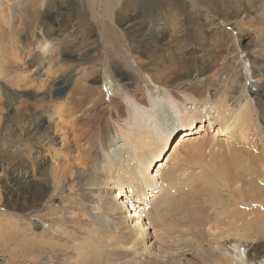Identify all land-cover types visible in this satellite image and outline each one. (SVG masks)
I'll use <instances>...</instances> for the list:
<instances>
[{
  "label": "rangeland",
  "instance_id": "rangeland-1",
  "mask_svg": "<svg viewBox=\"0 0 264 264\" xmlns=\"http://www.w3.org/2000/svg\"><path fill=\"white\" fill-rule=\"evenodd\" d=\"M101 1L0 0V38L8 34L0 40V264H264L262 229L234 230L239 241L228 227L215 228V198L204 210L194 206L207 225L187 210L194 192L187 178L201 174L205 159L186 142L173 154L177 139L207 136L195 118L206 113L185 108L197 80L234 107L252 103L264 130V0H110V11ZM195 69L203 70L198 78ZM184 119L195 126L187 136L175 132ZM211 126V142L228 141ZM149 131L169 137L161 160H172L164 175L154 162L145 188L153 196L132 201L124 192V209L113 212L93 181L121 180L144 164L139 155L157 147L142 145ZM253 143L264 155V136ZM168 171L175 179L164 177ZM208 190L232 197L219 184ZM163 196L178 201L161 222L153 209Z\"/></svg>",
  "mask_w": 264,
  "mask_h": 264
},
{
  "label": "bare ground",
  "instance_id": "bare-ground-1",
  "mask_svg": "<svg viewBox=\"0 0 264 264\" xmlns=\"http://www.w3.org/2000/svg\"><path fill=\"white\" fill-rule=\"evenodd\" d=\"M85 1H87V0H85ZM109 1L110 0H102L101 1V2H103V7H104L105 11H110L108 8L110 5ZM193 1H196V0H193ZM200 1H202V2L204 1L206 3L214 2V0H200ZM228 1H230V0H227V3H228ZM80 3H82V2H80ZM224 3H225V1H224ZM139 5H140V3H139ZM21 6L22 5H20V7ZM33 10H35V9H33ZM16 11L17 10L13 9V13H15ZM35 12H36V10L31 11L29 16H27L29 19L28 23L33 22L32 17H35V16H33V15H35ZM194 13H196V12H194ZM37 17H39V16H37ZM4 18H5L4 17V11H2V9H0V19H2V21H3ZM142 19H143V17H142ZM184 21L193 23V21H195V20H194V18L189 16ZM3 24L5 25V22H3ZM136 29L138 31H140L138 28H136ZM108 31H110V30H108ZM140 34L141 35L145 34L147 36L146 40L149 42V45L154 43V37L155 36L152 37V35L147 34V32L143 31V30L140 32ZM3 37L4 38L8 37V34L5 33L0 38V40H2ZM129 40H130V38H129ZM15 44H16V42H15ZM129 47H130V45H129ZM131 49H133V51L136 50L135 47L134 48L131 47ZM131 49H130V51H131ZM120 51H122V50H120ZM201 71H203V70L202 69L201 70H199V69L194 70L195 78L196 77L198 78L201 76V74H202ZM203 80H205V79H203ZM198 81L199 80H197L194 85L190 86L192 91L194 90L193 91L194 95L191 97V99L188 100V101H191V105L188 104V106H186V104H185L186 99H187L186 97H183V98L180 96L175 97L177 100H180L181 105L186 106L185 108L193 109V110L197 109L198 114L206 113L203 117H195V118H198V120L200 121V125H199L200 128L198 129L197 132H202V130H205L207 136L205 135V137H201V139L199 138L198 141L195 143H187L189 140H193L191 138H188V139L186 138L187 141L184 140L185 137L179 138V139H177V142H175L176 144H175V147L173 150V154H175V152L180 147H182L184 145V142H186V144H189L191 155L193 153L196 154V152H201L200 157L202 158V156H203L205 159V162L203 165H201V163H200L201 170H202L201 174H197L194 176L190 175L187 178V180L191 181V186H193V190H194V192H192L190 194L188 193V195H189L188 200L190 201V204H189V209H187V210H192V209L194 210L195 209L196 212L201 213V211L197 210L196 209L197 207L195 208L194 206H197L198 202H200L201 209L204 210V203L209 202L210 200H213L215 198V202H217V204L219 206V209H218L217 213L215 214V218L216 219L219 218V221L215 225V228H219L220 226H226V227H228V232L232 233V235L234 233V230L236 232H239V231H241V229L243 227H244V229L245 228H254L257 231H260L261 229L264 231V219L260 218L261 216H263V212H264V155H259V156L255 155L254 154L255 150H253L252 148H255L257 146L259 147V144H257V143L251 144L252 138L264 136V130L260 131V127L258 125V119H260L258 112L256 110L252 109L253 105H252V103H249V102L244 104L241 107L238 106V104H236V107H234V105L231 104V100L228 99L229 97H226V96L222 97V96H219L217 93H214V95H213L210 93L209 90L205 91L204 88L206 89V84L205 83L203 84L204 88L200 85L197 86ZM204 82H207V81H204ZM193 106H194V108H193ZM211 124L212 125L213 124L218 125V128H219L218 132H217L218 134H224L225 133L226 136H228L229 139L227 142H223L220 140H214V139H212V137H211V140H213L215 142H211L208 139L209 138V129L212 127ZM193 127H195V126H193V120L192 119H184L181 121V123L178 125V127H176L175 132L182 130V133H184V134L186 133L185 135L187 136L188 134H191V132H193ZM188 132H190V133H188ZM149 139H150V141H149ZM168 140H169V137L166 134L163 137L162 136L155 137L152 134V132L149 131L146 134V136L144 137L142 145L145 146V145H149L148 142H151V144L154 142L155 144H157V147H156L157 149L154 147V148L150 149L149 152H146V150H145L143 153H141L139 155L140 157H144V160L141 158L143 160L144 164H142V165L139 164L140 166L135 165V167H134L135 169H133V170L131 169L130 171H129V169L125 170L124 173H122L123 175H122L121 180L113 181L112 177H108L106 180L104 179V180H96L95 182L93 181V183H95L96 186H99L100 189H103V192L106 193L107 196H109L107 202H106V200L104 201V204H106V206H105L106 208H108V209L110 208L112 210L114 209L113 212H120L122 209H124L123 206H121V204L122 205L125 204V201H124L125 193H126V195L128 193H130L132 201L140 200L141 198L143 200H147L149 198L150 194H151V196H153L154 191L152 190L153 192L149 193L150 191L149 190L146 191L145 188L149 185L151 186L148 179L150 178V176L153 173L154 162H157V164H160L157 172L163 173V175H164L165 168L169 166L168 162L170 160H172V155H170L168 157L166 163H163V161H162V160H164L165 156H167V155H165L163 157L164 150L166 148ZM245 144H247L246 147H245ZM214 145H216V147L219 146L218 150H216V148H214ZM135 147L140 148L137 145H135ZM132 148L134 149V147H132ZM208 149H210L209 154L207 153ZM206 154L211 156V160L208 161L207 157H209V156H207ZM161 156L163 157V159L161 158ZM147 157H148V159H147ZM157 164L155 165V167L157 166ZM109 167H112V163H110ZM139 172H140V176H139ZM107 173L110 175L111 173H114V171L112 168H109V169H107ZM114 174H116V173H114ZM128 174H129V176L127 177L126 175H128ZM124 176H126V178ZM164 177H166L169 180H173V179H175L176 175L174 172L168 171L167 174L165 172ZM144 180H147V183H145ZM109 184H111V186ZM214 184H219L221 187V191L225 192V190H228L229 192H231L230 195L232 197L227 198V197L223 196V198H222V197L218 196L220 194L223 195L221 192L216 193L214 196L213 190H208ZM101 185H104V187H102ZM112 185H114V186H112ZM109 186L111 188H109ZM116 187H118V189H119L118 191H120L118 196H116L115 194L112 193V190L116 189ZM96 190H99V189H96ZM234 191H235V193L238 194L239 199L236 195H234V196L232 195V193ZM132 193H134V196L132 195ZM193 194H194V197H191V195H193ZM163 197L164 198L161 201L156 202L155 208L153 209V213H155V215L159 214L158 218L161 222L163 221L161 219V217L164 216V212L168 211L169 208H172V206H175L177 201H178L177 199L174 198V196H163ZM204 197L207 200L205 202H203ZM234 197H236L238 200L231 202V199ZM239 202H241L242 206L240 205ZM238 206H240V207L237 209ZM259 206H261L262 209H259ZM227 207L231 208L232 211L230 212V215H229V213H227V216H224L223 213H224V211L226 212ZM126 208H127V206L125 207V209ZM129 212H131V211H129ZM187 212H189V211H187ZM203 213H204V211L201 213L202 216H201V214H199L197 221H199L200 224H202V225H207V221H206V218L203 216ZM130 215H131L130 217L136 216V215H132V214H130ZM261 220H263V221H261ZM230 227H231V229H230ZM132 235L139 236V235H141V233L139 234L138 229H135L132 232ZM142 235L144 236L145 234H142ZM233 237L234 238L238 237V239L237 238L236 239L239 241L242 240L240 235L235 234V235H233ZM44 243L46 244V242H44ZM217 243H219V242H217ZM44 245H43V247H44ZM211 245L214 246V245H218V244H215V242H214ZM40 249H42V248H40ZM35 257H36V255H35ZM38 257L41 258L42 256H38ZM217 259H218V257H216V260ZM237 260H239V258H237ZM186 262H189V261L186 260ZM190 262H193V261H190ZM49 263H50V261H49ZM180 263H181V260H180Z\"/></svg>",
  "mask_w": 264,
  "mask_h": 264
}]
</instances>
